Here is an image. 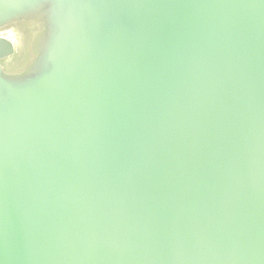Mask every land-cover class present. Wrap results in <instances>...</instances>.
<instances>
[{"label": "water", "instance_id": "95a60500", "mask_svg": "<svg viewBox=\"0 0 264 264\" xmlns=\"http://www.w3.org/2000/svg\"><path fill=\"white\" fill-rule=\"evenodd\" d=\"M0 264H264V0H0Z\"/></svg>", "mask_w": 264, "mask_h": 264}]
</instances>
